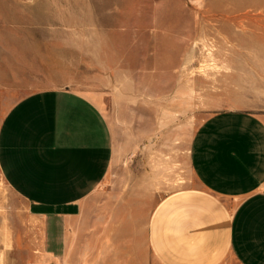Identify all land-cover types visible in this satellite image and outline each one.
Returning <instances> with one entry per match:
<instances>
[{
	"label": "rangeland",
	"instance_id": "obj_1",
	"mask_svg": "<svg viewBox=\"0 0 264 264\" xmlns=\"http://www.w3.org/2000/svg\"><path fill=\"white\" fill-rule=\"evenodd\" d=\"M50 88L99 105L113 157L67 253L46 264H161L149 219L199 187L201 125L226 110L264 121V0H0V127L19 100ZM0 182V264H45V220L1 171Z\"/></svg>",
	"mask_w": 264,
	"mask_h": 264
},
{
	"label": "crops",
	"instance_id": "obj_2",
	"mask_svg": "<svg viewBox=\"0 0 264 264\" xmlns=\"http://www.w3.org/2000/svg\"><path fill=\"white\" fill-rule=\"evenodd\" d=\"M112 157L109 124L83 94L44 89L7 112L0 171L45 220L41 263L67 253L69 227L106 178ZM191 166L199 187L173 193L150 216L146 243L155 259L264 264V121L246 111L214 113L193 139Z\"/></svg>",
	"mask_w": 264,
	"mask_h": 264
},
{
	"label": "bare ground",
	"instance_id": "obj_3",
	"mask_svg": "<svg viewBox=\"0 0 264 264\" xmlns=\"http://www.w3.org/2000/svg\"><path fill=\"white\" fill-rule=\"evenodd\" d=\"M2 178V177H1ZM1 183V182H0ZM2 233V232H1ZM4 241L6 243V245H8V241H9V237L8 235L6 234V236H4Z\"/></svg>",
	"mask_w": 264,
	"mask_h": 264
}]
</instances>
